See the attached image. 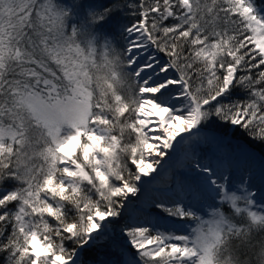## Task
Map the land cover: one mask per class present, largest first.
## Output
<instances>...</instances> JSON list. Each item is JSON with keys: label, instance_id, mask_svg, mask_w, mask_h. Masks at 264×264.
<instances>
[{"label": "snow or ice", "instance_id": "6c2138e0", "mask_svg": "<svg viewBox=\"0 0 264 264\" xmlns=\"http://www.w3.org/2000/svg\"><path fill=\"white\" fill-rule=\"evenodd\" d=\"M224 128L264 148L254 0H0V264H264Z\"/></svg>", "mask_w": 264, "mask_h": 264}, {"label": "trees", "instance_id": "16d2710c", "mask_svg": "<svg viewBox=\"0 0 264 264\" xmlns=\"http://www.w3.org/2000/svg\"><path fill=\"white\" fill-rule=\"evenodd\" d=\"M57 2H62V0H57ZM68 2L70 3L71 0H68ZM88 2L108 6V4L110 3V0H88ZM254 3L256 5L257 9H264V0H254ZM131 19H133V18L129 17V16H121L119 13H117V14H115L114 17L110 18L109 23L106 26V31L111 33L113 31V28H112L113 24L127 23V22H130ZM213 129L217 130L215 125H213ZM219 132H220V134L230 133L233 138L240 140V141H243L244 143H248L246 137H243L240 133L234 134L233 131L229 128L219 129ZM248 146L254 150H257L260 154H262L264 156V148H262L261 146L254 145L251 143H248ZM222 209L225 210L226 214H228V215L232 214L229 209H225V208H222Z\"/></svg>", "mask_w": 264, "mask_h": 264}, {"label": "rangeland", "instance_id": "374dc122", "mask_svg": "<svg viewBox=\"0 0 264 264\" xmlns=\"http://www.w3.org/2000/svg\"><path fill=\"white\" fill-rule=\"evenodd\" d=\"M257 10L262 15H264V9H257ZM222 135H227L233 141V143H238V142L239 143H244L243 141H240V140H237V139L233 138L230 133H222ZM249 150H250V152L253 153L254 161L256 162V164L253 165L252 167L255 168L256 171H257V174H259L260 165L264 164V156L262 154H260L257 150H254V149H252L250 147H249ZM254 190L258 191L256 186H254ZM260 192L264 193V190L262 189ZM257 199L260 201V203L264 204V195L258 196ZM222 208L228 209V206L224 205V206H222ZM199 214L200 215H204L203 211H201ZM174 226L176 227V229L179 232L185 233V232H190L191 228L195 227V223L192 222V221L185 222V221L176 220Z\"/></svg>", "mask_w": 264, "mask_h": 264}, {"label": "bare ground", "instance_id": "6f19581e", "mask_svg": "<svg viewBox=\"0 0 264 264\" xmlns=\"http://www.w3.org/2000/svg\"><path fill=\"white\" fill-rule=\"evenodd\" d=\"M256 162L253 160L251 162V166L255 165ZM255 186L257 187L258 191L260 192L262 189L264 190V185H261L260 181L257 180Z\"/></svg>", "mask_w": 264, "mask_h": 264}]
</instances>
